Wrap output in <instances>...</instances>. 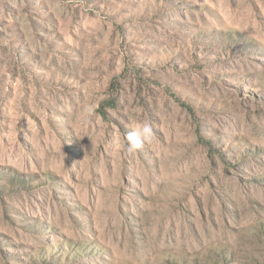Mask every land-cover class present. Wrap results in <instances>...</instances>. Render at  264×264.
<instances>
[{"label":"rangeland","instance_id":"rangeland-1","mask_svg":"<svg viewBox=\"0 0 264 264\" xmlns=\"http://www.w3.org/2000/svg\"><path fill=\"white\" fill-rule=\"evenodd\" d=\"M0 264H264V0H0Z\"/></svg>","mask_w":264,"mask_h":264},{"label":"clouds","instance_id":"clouds-1","mask_svg":"<svg viewBox=\"0 0 264 264\" xmlns=\"http://www.w3.org/2000/svg\"><path fill=\"white\" fill-rule=\"evenodd\" d=\"M89 115H92V109H88ZM154 138V131L150 122L145 121L137 124L131 131H129L121 144L124 155H131L139 150L145 143L151 142ZM63 160L65 156L61 153Z\"/></svg>","mask_w":264,"mask_h":264}]
</instances>
